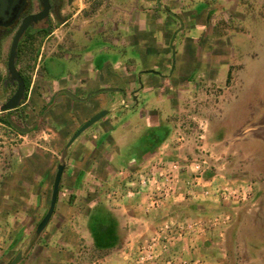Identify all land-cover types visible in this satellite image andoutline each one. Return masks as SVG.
Returning <instances> with one entry per match:
<instances>
[{
    "label": "crops",
    "instance_id": "crops-1",
    "mask_svg": "<svg viewBox=\"0 0 264 264\" xmlns=\"http://www.w3.org/2000/svg\"><path fill=\"white\" fill-rule=\"evenodd\" d=\"M263 7L264 0L75 3L72 16L45 37L27 98L13 114L29 133L0 121V264L20 251V264H134L139 245L162 223L224 213L233 215L232 223L205 229L166 257L264 264V223H257L264 211H242L245 203L223 201L215 192L250 184L251 199L264 184L251 180L264 177V145L244 139L251 132L245 121L264 125V97L245 105L232 48L243 24ZM7 93L0 90V113ZM103 110L108 115L69 148L55 213L37 237L66 144ZM185 120L195 127L206 122L205 144L220 160L213 163L218 175L196 184L184 174L164 207L145 210V195L127 196L138 189L132 184L139 175H150L159 158L197 156L199 134L188 126L182 131ZM188 181L195 184L194 197L184 194ZM116 188L119 194L109 199ZM256 200L263 209L264 192Z\"/></svg>",
    "mask_w": 264,
    "mask_h": 264
},
{
    "label": "built area",
    "instance_id": "built-area-1",
    "mask_svg": "<svg viewBox=\"0 0 264 264\" xmlns=\"http://www.w3.org/2000/svg\"><path fill=\"white\" fill-rule=\"evenodd\" d=\"M52 35L53 33L50 34V37ZM200 130L202 132L198 138L201 144L197 145V151H199L197 156L188 160L157 159L153 163L150 175H139L138 179L132 184L133 187H138V189L136 191L130 189L127 192V196L132 198L138 195H145L147 198V203L144 204L145 210L161 208L166 205L168 199L182 183L184 174L191 181H196L195 183L197 184V181L204 179V174L208 170L212 168L216 171L213 162L220 160L215 156L213 149L205 144L206 125H200ZM180 137L184 142V134ZM216 173L218 175L217 171ZM220 175L224 176L223 174ZM195 192V184L188 181L184 194L194 197ZM203 192L206 196L211 194L210 189H204ZM215 192L221 196L223 201H236L242 204L250 200L252 188L250 184L225 186L224 188H217ZM118 194L119 190L116 188L111 189L107 196L112 199ZM232 219L233 215L231 213H224L203 220H187L180 223L173 221L164 222L156 228L152 238L145 240L139 245L134 264H152L160 260H163V264H211L203 257H185L183 253H174L166 257V254L179 243L191 242L197 234L203 233L205 229L228 225L232 222Z\"/></svg>",
    "mask_w": 264,
    "mask_h": 264
},
{
    "label": "rangeland",
    "instance_id": "rangeland-1",
    "mask_svg": "<svg viewBox=\"0 0 264 264\" xmlns=\"http://www.w3.org/2000/svg\"><path fill=\"white\" fill-rule=\"evenodd\" d=\"M73 2L80 3V0H74ZM243 25L245 27V31L243 33L242 32L239 33L232 39V45H233L232 48L234 49L235 57L238 60V64L240 68V71L238 73V81L236 80L238 84V89L241 90V94H242L241 98L245 102V105H247V107H251V105L255 100L257 99L260 100L262 99V97H264V7L256 8L255 12ZM13 37H14V33H12L4 41L2 46V51H1L2 62L0 67L2 66L4 72L5 71L7 72V66L5 65L4 61L8 58V53L10 52ZM256 122L257 121L255 120L245 121L247 125L246 129L248 130L251 129V132L247 136H245L246 138L244 139H247L246 141L248 142L251 141L250 139H256V141L259 142L262 141L264 145V125ZM188 124H189V120H185V122H183L181 126L182 131L187 133V130L184 128V126H188L189 128L187 127V129H191V131H195L199 135L202 132V130H200V125L207 126L205 121H203V123L198 122L199 125L196 124L197 127L193 125L189 126ZM257 128H261V129L256 130ZM261 137L263 139H261ZM198 144H201L199 138H198ZM135 147H139V146H135ZM198 152L196 151V155L199 154ZM257 153L263 155L258 151ZM262 168L264 169V167ZM257 170L259 169L256 168V171ZM223 175L226 176L225 172L223 173ZM251 180L253 181L257 180L259 182L260 181L263 182L264 177L263 176L260 177V174L258 173L257 175L255 174L254 176H251ZM259 187H260L258 190L259 192H255L252 198L249 201H247L244 206H241L242 211H264V208L262 209L263 205H261V202L259 200H256L259 198L260 194L264 192V184L259 183ZM254 202L255 205H253ZM252 219L253 221L255 220L254 217H252ZM257 223H264V217L261 218L259 217Z\"/></svg>",
    "mask_w": 264,
    "mask_h": 264
},
{
    "label": "water",
    "instance_id": "water-1",
    "mask_svg": "<svg viewBox=\"0 0 264 264\" xmlns=\"http://www.w3.org/2000/svg\"><path fill=\"white\" fill-rule=\"evenodd\" d=\"M160 3V2H159ZM26 5V0H0V26L3 27H10L12 26L16 20L20 18L21 13L23 12V8ZM161 6V3H160ZM171 16L175 17L176 19L179 20L181 26L183 27V22L182 20L175 15L172 11L168 10L167 11ZM46 11L37 15H32L28 16L23 19V22L19 29L17 30L12 43H11V48L8 56V62H7V71H8V80L6 84L11 83L13 85H16V91L14 94L1 106V111L2 112H9L16 110L20 108L24 101L26 100L27 97V87H26V82L23 76L21 75L20 71L18 70L17 67V60H18V49H19V44L24 37V34L28 30L29 26L32 23H38L42 21L43 19L46 18ZM4 20V22H1V20ZM178 33L175 34V37ZM173 49V60L175 63V56H176V49L175 46L172 45ZM175 67V64L173 65V68ZM151 73L157 74L155 71H151ZM111 91H120V89H109ZM72 98L76 100H80L76 96H74L72 93L67 92ZM109 111L103 110L96 114L94 117H92L89 121H87L85 124H83L78 131L70 138L68 143L66 144L62 155H61V162L58 166V170L56 173L55 181H54V187H53V192H52V198H51V203L50 207L44 216V218L41 220L39 225L37 226L36 229V236L39 237L41 234L45 231L47 226L49 225L55 210L57 206V201L59 197V192H60V187L63 179V175L65 172L66 168V159L68 156V150L69 148L73 145V143L89 128L94 126L96 123H98L100 120H102L104 117L108 115ZM11 125L16 128L17 130L21 131L22 133H29V128H21L17 124H15L13 121L10 120ZM24 254L23 251H20L17 253V255L13 258V260L9 264H20L21 261L23 260Z\"/></svg>",
    "mask_w": 264,
    "mask_h": 264
},
{
    "label": "trees",
    "instance_id": "trees-1",
    "mask_svg": "<svg viewBox=\"0 0 264 264\" xmlns=\"http://www.w3.org/2000/svg\"><path fill=\"white\" fill-rule=\"evenodd\" d=\"M47 35H48V31L46 30H29L28 32H26V34L24 35V37L22 38L19 44L17 67L21 75L25 79L26 87H27V95L31 86L33 72L35 71L37 57L40 52L41 44ZM1 51H2V47H0V65L2 62ZM7 62H8V58L4 61L6 66H7ZM7 80H8V71L4 75L0 71V90L10 92V94L7 93L9 95H7L6 101L16 91V85H13L11 83L6 84ZM18 109L9 112L0 113V121H2V123H4L5 126L12 127L10 120L12 121L14 119L15 120L17 119L13 114L16 111H18ZM214 170L215 169L212 168L208 170L204 174L203 178L204 179L213 178L217 174L216 172H214ZM110 232H111L110 229L107 230L105 235L109 236Z\"/></svg>",
    "mask_w": 264,
    "mask_h": 264
},
{
    "label": "flooded vegetation",
    "instance_id": "flooded-vegetation-1",
    "mask_svg": "<svg viewBox=\"0 0 264 264\" xmlns=\"http://www.w3.org/2000/svg\"><path fill=\"white\" fill-rule=\"evenodd\" d=\"M73 1L74 0H26V5L23 8L20 18L8 28L0 26V47L3 46L4 41L12 33H14L15 36L24 18L45 11L47 15L46 18L38 23H32L26 32L29 30H46L48 34H52L62 26L64 21L68 20L69 16H72V11L76 10ZM1 22H4V20L2 19Z\"/></svg>",
    "mask_w": 264,
    "mask_h": 264
}]
</instances>
